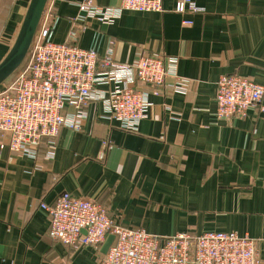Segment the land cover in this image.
Returning <instances> with one entry per match:
<instances>
[{
    "label": "crops",
    "instance_id": "1",
    "mask_svg": "<svg viewBox=\"0 0 264 264\" xmlns=\"http://www.w3.org/2000/svg\"><path fill=\"white\" fill-rule=\"evenodd\" d=\"M78 1L54 0L53 41L67 38ZM28 2L0 0V60ZM175 2L163 0L159 12L124 10L112 24L90 20L75 42L103 55L112 39L120 62L138 53L177 56L184 89L174 90L168 77L159 94L150 93L136 132L101 118L92 102L80 130H59L51 156L44 144L35 159L0 145V264H98L100 249L73 250L48 236L39 204L63 192L103 204L115 223L157 235L248 234L264 264V110L219 119L214 100L221 74L264 83V0H196L203 11L195 14L177 13Z\"/></svg>",
    "mask_w": 264,
    "mask_h": 264
},
{
    "label": "built area",
    "instance_id": "2",
    "mask_svg": "<svg viewBox=\"0 0 264 264\" xmlns=\"http://www.w3.org/2000/svg\"><path fill=\"white\" fill-rule=\"evenodd\" d=\"M77 7L67 38L55 42L52 36L59 17L53 13L54 0H47L26 59L0 85V145L19 157L35 159L42 144L51 156L59 130H80L92 102L99 105L101 118L136 132L151 105L150 93L159 94L168 77L176 80L174 90L186 85L187 80L176 74L177 56L138 53L133 60L120 62L113 58L112 39L103 55L98 48L75 43L90 20L112 24L124 10L163 11V0H118L117 5L107 6L80 0ZM174 11L195 14L203 8L196 0H176ZM263 98L264 83L221 74L216 81L215 115L230 119L244 117L251 108L264 110ZM39 207L49 220L48 236L73 250H99L112 234L114 239L98 264L261 263L255 239L248 234L218 230L157 235L115 223L103 204L68 192L52 204L40 202Z\"/></svg>",
    "mask_w": 264,
    "mask_h": 264
},
{
    "label": "water",
    "instance_id": "3",
    "mask_svg": "<svg viewBox=\"0 0 264 264\" xmlns=\"http://www.w3.org/2000/svg\"><path fill=\"white\" fill-rule=\"evenodd\" d=\"M47 0H29L19 29L13 43L0 60V85L8 79L25 59L32 39L39 25ZM114 237L108 235L100 247L101 254H105Z\"/></svg>",
    "mask_w": 264,
    "mask_h": 264
},
{
    "label": "rangeland",
    "instance_id": "4",
    "mask_svg": "<svg viewBox=\"0 0 264 264\" xmlns=\"http://www.w3.org/2000/svg\"><path fill=\"white\" fill-rule=\"evenodd\" d=\"M25 59H26V58H25ZM25 59H24V60H25ZM23 62H24V61H23ZM23 62H22V63H23Z\"/></svg>",
    "mask_w": 264,
    "mask_h": 264
}]
</instances>
